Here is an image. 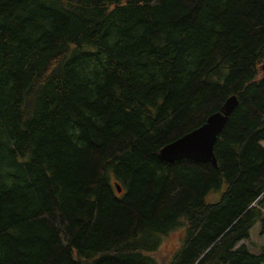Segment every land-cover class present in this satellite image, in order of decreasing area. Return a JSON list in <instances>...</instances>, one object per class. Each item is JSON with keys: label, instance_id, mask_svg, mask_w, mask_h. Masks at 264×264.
<instances>
[{"label": "trees", "instance_id": "obj_1", "mask_svg": "<svg viewBox=\"0 0 264 264\" xmlns=\"http://www.w3.org/2000/svg\"><path fill=\"white\" fill-rule=\"evenodd\" d=\"M233 95L216 166L159 159ZM261 142L264 0H0V264H157L176 229L164 264H264Z\"/></svg>", "mask_w": 264, "mask_h": 264}, {"label": "water", "instance_id": "obj_2", "mask_svg": "<svg viewBox=\"0 0 264 264\" xmlns=\"http://www.w3.org/2000/svg\"><path fill=\"white\" fill-rule=\"evenodd\" d=\"M237 104L236 96L229 97L220 111L211 114L202 126L163 147L159 151V159L166 163L187 159L216 166L213 152L215 142ZM115 187L120 193L121 189L118 184H115Z\"/></svg>", "mask_w": 264, "mask_h": 264}, {"label": "rangeland", "instance_id": "obj_3", "mask_svg": "<svg viewBox=\"0 0 264 264\" xmlns=\"http://www.w3.org/2000/svg\"><path fill=\"white\" fill-rule=\"evenodd\" d=\"M261 145L264 147V142H261ZM224 186L208 193L205 197V202L208 204L216 203L223 191ZM261 225L260 222H257L249 231V237L243 240L241 243L245 244L249 253L257 255L261 251V247L264 245V235L260 234ZM183 235L182 229H176L170 232L166 237L161 241V245L154 253L153 258L157 264H164L165 261L172 259V254L179 247V241Z\"/></svg>", "mask_w": 264, "mask_h": 264}]
</instances>
